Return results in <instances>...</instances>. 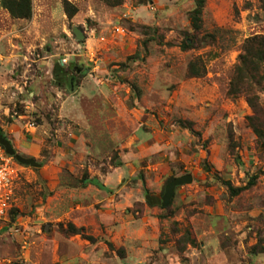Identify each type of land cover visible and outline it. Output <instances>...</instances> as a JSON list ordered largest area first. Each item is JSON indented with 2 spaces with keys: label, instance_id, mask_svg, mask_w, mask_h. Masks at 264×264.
Returning <instances> with one entry per match:
<instances>
[{
  "label": "rangeland",
  "instance_id": "374dc122",
  "mask_svg": "<svg viewBox=\"0 0 264 264\" xmlns=\"http://www.w3.org/2000/svg\"><path fill=\"white\" fill-rule=\"evenodd\" d=\"M66 1L0 6V129L23 157L43 138L40 167L13 157L0 264H264V82L257 112L229 92L261 2L205 0L194 30V0ZM187 174L167 206L145 199Z\"/></svg>",
  "mask_w": 264,
  "mask_h": 264
},
{
  "label": "trees",
  "instance_id": "16d2710c",
  "mask_svg": "<svg viewBox=\"0 0 264 264\" xmlns=\"http://www.w3.org/2000/svg\"><path fill=\"white\" fill-rule=\"evenodd\" d=\"M110 5H116L123 0H104ZM139 3H145L147 0H137ZM264 9V0H259ZM205 5V0H194V7L189 12L191 27L194 30L201 28L202 10ZM0 6L7 9L12 17L16 18H31L32 16V0H0ZM64 7L67 15H74L76 9L71 4L64 0ZM71 7V8H69ZM73 9V10H72ZM184 49L188 47L186 42L182 46ZM264 36L255 35L246 39L244 43V52L239 56L238 62L235 64L233 78L229 86V92L234 94L243 93L246 101L256 112L257 96L253 93L255 87H260L264 82ZM232 93V94H233ZM252 119V118H249ZM253 128L260 138V143L264 147V129L258 125H253ZM1 131V129H0ZM257 174L252 175L245 186L234 187L228 180H223L231 195L238 194L241 190L253 186L257 179ZM85 185V182H84ZM74 233H78V229L70 226Z\"/></svg>",
  "mask_w": 264,
  "mask_h": 264
},
{
  "label": "water",
  "instance_id": "95a60500",
  "mask_svg": "<svg viewBox=\"0 0 264 264\" xmlns=\"http://www.w3.org/2000/svg\"><path fill=\"white\" fill-rule=\"evenodd\" d=\"M72 32L74 33L75 38L77 40L82 41L85 37L84 32L77 27H74L72 29ZM0 144L4 147L6 153L13 156L17 160L18 163L24 164V165H30L32 167H40V163L36 162L33 158H26V157L19 155L16 152L12 142L8 138H6L1 132H0ZM191 181H192V176L190 174L173 178L166 184L163 196L159 197L156 195H150L146 193L145 199L150 204H153V205L167 206L174 194L176 186H179L184 183H189Z\"/></svg>",
  "mask_w": 264,
  "mask_h": 264
},
{
  "label": "built area",
  "instance_id": "2783aa9c",
  "mask_svg": "<svg viewBox=\"0 0 264 264\" xmlns=\"http://www.w3.org/2000/svg\"><path fill=\"white\" fill-rule=\"evenodd\" d=\"M117 31L120 29L117 28ZM13 160L0 144V220L5 219L12 207L14 178L17 175Z\"/></svg>",
  "mask_w": 264,
  "mask_h": 264
},
{
  "label": "crops",
  "instance_id": "0c3cea01",
  "mask_svg": "<svg viewBox=\"0 0 264 264\" xmlns=\"http://www.w3.org/2000/svg\"><path fill=\"white\" fill-rule=\"evenodd\" d=\"M67 71V68L65 67H62L60 64H57L55 63L54 66H53V70H52V73H53V77H54V80H56L57 82V86L58 88L60 87V89H62V86H63V82H62V79L63 77H65V75H67L66 72ZM72 76L69 77V83L71 84L72 83ZM36 85V84H35ZM37 88V87H36ZM75 88H71V91L73 93H75ZM38 91V90H37ZM39 92V91H38ZM37 93V92H36ZM40 93V92H39ZM33 131H32V130ZM30 129V133L33 134L35 133L37 127L34 126L33 128ZM32 131V132H31ZM35 135V134H34ZM42 135L40 133H38L35 137L31 136L29 137L30 138V146H28L27 149L24 148V150L27 152V156L26 158H33L34 157H37L39 156L38 154L40 153V146H39V143H41L43 141V138L41 137ZM23 139L21 136H17V139H16V147L17 148H20V140Z\"/></svg>",
  "mask_w": 264,
  "mask_h": 264
},
{
  "label": "flooded vegetation",
  "instance_id": "af4514ba",
  "mask_svg": "<svg viewBox=\"0 0 264 264\" xmlns=\"http://www.w3.org/2000/svg\"><path fill=\"white\" fill-rule=\"evenodd\" d=\"M73 78V77H72ZM1 132V131H0ZM2 133V132H1Z\"/></svg>",
  "mask_w": 264,
  "mask_h": 264
},
{
  "label": "bare ground",
  "instance_id": "6f19581e",
  "mask_svg": "<svg viewBox=\"0 0 264 264\" xmlns=\"http://www.w3.org/2000/svg\"><path fill=\"white\" fill-rule=\"evenodd\" d=\"M13 157V156H12Z\"/></svg>",
  "mask_w": 264,
  "mask_h": 264
}]
</instances>
